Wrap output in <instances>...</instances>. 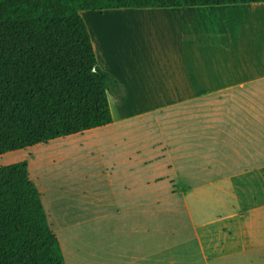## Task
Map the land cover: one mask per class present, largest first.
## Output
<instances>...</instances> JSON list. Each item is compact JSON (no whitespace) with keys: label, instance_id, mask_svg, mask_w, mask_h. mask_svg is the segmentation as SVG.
Instances as JSON below:
<instances>
[{"label":"crops","instance_id":"crops-1","mask_svg":"<svg viewBox=\"0 0 264 264\" xmlns=\"http://www.w3.org/2000/svg\"><path fill=\"white\" fill-rule=\"evenodd\" d=\"M119 9L123 10L114 13H122L127 20L163 26L165 45L141 50L147 59L138 63L140 50L133 49L126 59L112 55L111 65L100 58L97 41L94 47L101 68L126 88L124 96H110L118 99L120 120L112 113L113 122L102 126L114 127L117 133L108 141L113 156L107 163L111 172L106 168L104 176L112 188L117 181L111 193L117 196L115 211L124 219H114L111 225L99 220L96 226L112 227L114 233L124 229L131 238L146 240L135 248L130 241L127 255L120 249L111 252V264H176V255L167 254L171 249L166 242L167 221L151 217L153 213L161 217L167 210L162 202L172 203L178 195L189 205L190 197L210 194L206 186H218L232 200L224 203L223 216L218 213L216 219L191 222L198 254L208 264L218 255L225 260L239 256L240 264H249L254 256L264 260V2ZM99 14L95 23L102 24L105 14ZM100 35L102 41L112 36ZM141 92L152 93L144 98L158 103L132 113L128 109L131 95L140 100ZM144 116H149L145 123L137 122ZM98 128L64 137L70 140ZM91 139L74 144L93 147L102 156L103 139L95 143ZM34 164L28 161L30 178L41 189ZM153 185L165 190L169 200L153 201V194L158 195ZM41 198L46 206L42 193ZM142 214L146 220L134 219ZM218 222L223 226L216 228L217 233L200 231L218 227ZM162 238L164 245L157 243ZM219 245L224 251L215 253Z\"/></svg>","mask_w":264,"mask_h":264},{"label":"trees","instance_id":"trees-1","mask_svg":"<svg viewBox=\"0 0 264 264\" xmlns=\"http://www.w3.org/2000/svg\"><path fill=\"white\" fill-rule=\"evenodd\" d=\"M264 0H0V156L113 122L122 83L98 64L82 11ZM0 264H66L28 161L0 166Z\"/></svg>","mask_w":264,"mask_h":264},{"label":"rangeland","instance_id":"rangeland-1","mask_svg":"<svg viewBox=\"0 0 264 264\" xmlns=\"http://www.w3.org/2000/svg\"><path fill=\"white\" fill-rule=\"evenodd\" d=\"M114 10L123 9L83 11L81 13L91 34L93 45L95 47L97 41L100 58H103L106 64H112L113 59L111 56L115 54L126 59L129 55L132 56L133 49L140 51L146 50L148 47L160 49L165 45V40L161 34L162 30L165 36L163 26L161 27L159 24L151 25L149 22L142 21L136 23L134 20L125 19L122 13H114ZM99 13L105 14L102 24L97 21L95 23V19H99L101 16ZM101 33H109L112 36L108 37V40L104 38L102 41L103 35H100ZM144 52L141 51V58L136 59V63L142 59H147ZM148 94L152 93L141 92V99L139 100L135 98L136 94L132 93L131 105L128 106V109L130 108L132 113L134 111L136 113L158 103V101L144 98ZM115 100L109 98L112 113L117 117V114H119L117 108L120 104ZM148 119L149 116H144L143 121L138 119L137 122L145 123ZM117 120H120L119 117H117ZM111 135H117L114 127H101L87 134L72 136L74 138L70 140H66L67 137L53 139L47 143L8 152L0 156V166L13 163L15 159L12 158L15 157L20 158L18 161L25 159L35 161L34 169L38 171L41 189L39 185L37 186L43 194L45 207L48 210L49 223L59 238L67 264H108L106 260L111 264L114 260L111 252L120 249L122 253L127 255L130 241L132 248L146 243V240L138 237L131 238L132 235H128L124 229L114 233L115 229L112 227L96 226L100 223L99 220H107L110 222L108 225H111L114 219L117 222L120 221L119 219H124L115 211L118 202L116 200L117 196L111 193L112 189L117 188V181L115 180L113 188L105 183L106 168L111 172L110 166L107 164L113 156L111 144L108 142ZM85 137L93 138V140H90L92 143L105 137L102 141V143H105L106 151L103 150L105 153L103 152L102 156H98L93 147H90V149L83 145V147H80L74 144ZM90 150L91 153H89ZM181 183L185 182L181 180ZM206 183L204 182V184ZM204 188H206L205 192H210V194L200 195L193 199L190 197L189 205L185 203L184 196L178 195L175 199H172V203L162 202V207L166 205L167 210L165 213L160 214L161 217L155 215H159V213H153L151 217L152 219L167 221L168 237L166 242L168 247L171 248L167 254L168 256L172 253L176 255L174 258L176 264H208L207 261L203 260L201 254H198L194 228L191 222L200 223V221L216 219L218 213L223 216L226 210L224 209V203L232 200L218 186H206ZM154 191H157L158 195L153 194V201L161 197L163 200H169L162 188L156 190L153 185V193ZM119 197L122 199L124 195L121 194ZM104 214H108V216L102 217ZM126 216L128 217V215ZM134 219L146 220L147 218L145 219L142 214L136 218L134 217ZM217 225L218 227L200 228V231L213 229L217 233L218 229L216 228L222 227L223 223L218 222ZM164 242L165 238L157 241L158 244L162 245H164ZM223 251L224 248L219 245L215 253H222ZM239 258V256H232L225 260L224 258L220 259V255H218L210 264H240ZM261 262H264V260L254 256L249 264H260Z\"/></svg>","mask_w":264,"mask_h":264}]
</instances>
